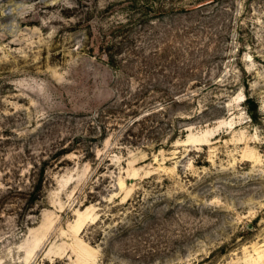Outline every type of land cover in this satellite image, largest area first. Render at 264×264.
<instances>
[{
	"label": "rangeland",
	"instance_id": "rangeland-1",
	"mask_svg": "<svg viewBox=\"0 0 264 264\" xmlns=\"http://www.w3.org/2000/svg\"><path fill=\"white\" fill-rule=\"evenodd\" d=\"M66 1L0 0V264H264V0Z\"/></svg>",
	"mask_w": 264,
	"mask_h": 264
},
{
	"label": "bare ground",
	"instance_id": "bare-ground-1",
	"mask_svg": "<svg viewBox=\"0 0 264 264\" xmlns=\"http://www.w3.org/2000/svg\"><path fill=\"white\" fill-rule=\"evenodd\" d=\"M40 1L44 2V0H40ZM45 1H47V4L46 5L47 6L49 5L51 7H56L58 5H64V6H66V8L67 7H72V6H69L68 5V2L66 0H45ZM22 7H23L22 10H24V9L28 8L29 6H22ZM20 8H21V6H20ZM34 22H38V20L37 19H19V24H21V25H23V24H29V23H34ZM73 45H74V43H73ZM62 80H63V78L61 79V81Z\"/></svg>",
	"mask_w": 264,
	"mask_h": 264
}]
</instances>
